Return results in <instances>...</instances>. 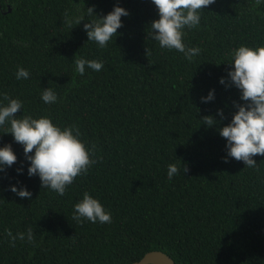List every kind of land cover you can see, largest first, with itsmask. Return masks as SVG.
I'll list each match as a JSON object with an SVG mask.
<instances>
[{
    "label": "trees",
    "instance_id": "obj_1",
    "mask_svg": "<svg viewBox=\"0 0 264 264\" xmlns=\"http://www.w3.org/2000/svg\"><path fill=\"white\" fill-rule=\"evenodd\" d=\"M254 4L216 0L204 9L199 26L184 29V44L201 49L189 62L148 38L159 19L151 0H0V100L7 93L22 101L16 118L75 125L98 159L59 196L28 176L23 146L5 134L10 125L0 127V148L10 144L17 156L0 172V264H123L149 250L175 264H264V156L248 168L227 156L219 134L245 103L228 77L233 50L264 47V2ZM116 6L129 15L102 49L88 41L84 23L96 18L86 11L94 7L102 18ZM66 10L84 21L69 29ZM76 58L104 67H86L81 76ZM18 66L28 79H16ZM47 88L56 103L42 101ZM213 90L214 99L202 102ZM206 116L216 123L203 124ZM170 164L179 168L171 180ZM13 186L26 187L31 199ZM85 192L111 213V223L72 219ZM28 228L35 246L17 239L10 247L5 230Z\"/></svg>",
    "mask_w": 264,
    "mask_h": 264
},
{
    "label": "clouds",
    "instance_id": "obj_2",
    "mask_svg": "<svg viewBox=\"0 0 264 264\" xmlns=\"http://www.w3.org/2000/svg\"><path fill=\"white\" fill-rule=\"evenodd\" d=\"M158 10L159 19L151 23L150 36L157 41L162 49L176 50L183 53L185 58L192 62L193 57L201 53L198 47H187L184 44V29H195L199 26L201 15L208 6L216 0H151ZM264 0H255L254 7H258ZM94 7L88 8L87 13L96 19L84 23V30L88 41L96 42L100 48H106L108 42L117 35V30L123 25L122 16L129 13L122 7L116 6L102 18L94 15ZM84 21L83 16L70 17L69 11L64 13L63 23L72 28L73 23L79 25ZM149 49H146L148 55ZM76 57V56H75ZM231 63L233 70L228 72L231 85H234L240 92V99L245 103L236 104L238 111L227 126L219 130L220 136L227 141V156L238 162H243L248 168H256L257 164L253 157L264 156V47L240 46L233 50ZM76 72L83 76L86 67L95 72L103 69L104 64L98 60H87L84 58L75 59ZM16 79H28L29 71L18 66ZM226 84L224 78L219 81ZM230 86V85H229ZM41 99L45 104L57 102V94L51 89H44ZM214 99V90L209 92L207 98L202 102H209ZM3 101H7L4 104ZM23 108L19 99H12L7 93L2 94L0 100V127L10 125L5 134H11L14 141L23 146L25 158L30 162L28 176H39L41 187L64 196L70 185L79 176L87 175L89 169L98 162L96 146L88 148L80 139L79 129L75 126L61 128L55 125L48 117L34 119L31 115H23L16 118V114ZM218 115L223 117V112ZM203 124L209 127L216 121L211 116L203 117ZM34 152V155H29ZM17 162V156L11 145L0 148V172L5 171ZM228 160L225 159V163ZM188 168L184 167V173ZM22 173V168L17 170ZM179 174V168L175 164L168 165V179L171 180ZM10 191L20 198L31 199L32 193L21 187L19 190L13 186ZM72 219L78 223L85 220L91 223H111V213L106 212L99 200L93 198L87 192L83 199L74 205ZM5 234L9 238V246L15 247L17 239L27 240L35 246V238L32 228L27 233L13 234L6 229Z\"/></svg>",
    "mask_w": 264,
    "mask_h": 264
},
{
    "label": "water",
    "instance_id": "obj_3",
    "mask_svg": "<svg viewBox=\"0 0 264 264\" xmlns=\"http://www.w3.org/2000/svg\"><path fill=\"white\" fill-rule=\"evenodd\" d=\"M9 8L7 7V11ZM123 264H175L173 260L160 250H149L137 260Z\"/></svg>",
    "mask_w": 264,
    "mask_h": 264
}]
</instances>
